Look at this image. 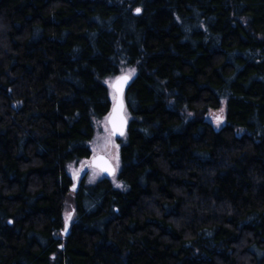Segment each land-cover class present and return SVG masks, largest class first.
Here are the masks:
<instances>
[{"label": "trees", "instance_id": "obj_1", "mask_svg": "<svg viewBox=\"0 0 264 264\" xmlns=\"http://www.w3.org/2000/svg\"><path fill=\"white\" fill-rule=\"evenodd\" d=\"M122 67V189H72ZM0 264H264V0H0Z\"/></svg>", "mask_w": 264, "mask_h": 264}, {"label": "rangeland", "instance_id": "obj_2", "mask_svg": "<svg viewBox=\"0 0 264 264\" xmlns=\"http://www.w3.org/2000/svg\"><path fill=\"white\" fill-rule=\"evenodd\" d=\"M121 75H128L131 79L135 76V69L133 67H122L120 73L115 76L104 79L103 84L108 90V98L111 105L114 103L115 94L111 89V86L115 79ZM127 120L128 116L125 113ZM221 118V115H218ZM220 118L218 120H220ZM125 136L121 137L120 140H124ZM119 139L112 136L109 126L107 124V116L101 120L94 122V135L91 141L88 143L90 150V157L85 160H79L72 162L67 165V173L72 179V184L76 188L80 185L81 181H84L85 186H93L99 181L105 179V176L97 169L91 167L90 159L98 154L106 156L115 168V175L108 178L110 183L116 189H122L121 183L117 179V175L120 169L119 165ZM73 205L68 199L64 209V219L70 221L72 218Z\"/></svg>", "mask_w": 264, "mask_h": 264}, {"label": "water", "instance_id": "obj_3", "mask_svg": "<svg viewBox=\"0 0 264 264\" xmlns=\"http://www.w3.org/2000/svg\"><path fill=\"white\" fill-rule=\"evenodd\" d=\"M118 78H127L126 82L122 84L121 91L119 93L116 92V89L114 87V85H116L118 82ZM131 82L132 79L128 75H121L115 79V81L111 86V89L115 94V99H114V103L111 105L110 112L107 115V124L109 126L112 136L118 139L125 136L127 131L128 120L125 115L126 106L124 102V95ZM114 123H115V129H114ZM90 165L91 167L100 171L105 176V179L113 177L116 173L115 168L110 162V160L106 156L101 154L92 157L90 159ZM106 168L109 169V171H105ZM75 187L73 186L72 189H74ZM65 226H64L63 234L67 236L69 221H67L66 230H65Z\"/></svg>", "mask_w": 264, "mask_h": 264}, {"label": "snow or ice", "instance_id": "obj_4", "mask_svg": "<svg viewBox=\"0 0 264 264\" xmlns=\"http://www.w3.org/2000/svg\"><path fill=\"white\" fill-rule=\"evenodd\" d=\"M136 12L139 13L140 12V9L137 8L136 9ZM126 79L127 78H118V82L116 85H114L115 89H116V92L119 93L121 91V87H122V84L126 82ZM114 129H115V123H114ZM105 171H109V169H105ZM67 229V221H66V226H65V230Z\"/></svg>", "mask_w": 264, "mask_h": 264}]
</instances>
